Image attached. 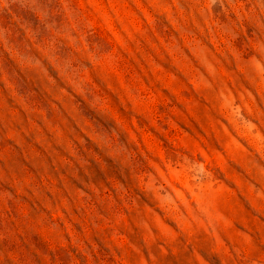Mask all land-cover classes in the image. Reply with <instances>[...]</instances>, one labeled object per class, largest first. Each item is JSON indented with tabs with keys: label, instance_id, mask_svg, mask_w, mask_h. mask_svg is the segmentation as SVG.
<instances>
[{
	"label": "rangeland",
	"instance_id": "obj_1",
	"mask_svg": "<svg viewBox=\"0 0 264 264\" xmlns=\"http://www.w3.org/2000/svg\"><path fill=\"white\" fill-rule=\"evenodd\" d=\"M0 264H264V0H0Z\"/></svg>",
	"mask_w": 264,
	"mask_h": 264
}]
</instances>
